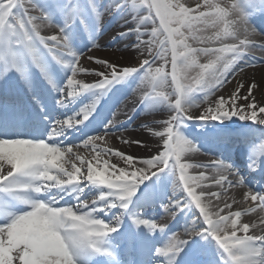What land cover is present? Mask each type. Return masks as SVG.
Instances as JSON below:
<instances>
[{
  "label": "snow or ice",
  "instance_id": "obj_1",
  "mask_svg": "<svg viewBox=\"0 0 264 264\" xmlns=\"http://www.w3.org/2000/svg\"><path fill=\"white\" fill-rule=\"evenodd\" d=\"M87 3L99 20L104 12L100 10L96 0H87ZM203 7L207 10L193 14L194 10L185 7L180 0H131V7H129L128 0H109L104 11L135 13V26H130L129 32L121 31L119 36L127 38L134 33L136 40L131 46L145 49L147 55L152 57L151 60L142 61L145 79L153 77L152 65L157 60L164 61L165 64L169 60L171 62V82L176 84V90L172 94L149 93L142 97L144 101L162 100L170 108L169 118L163 123L164 130L155 133L160 138L157 143H162L163 151L157 149V154L150 159L139 161L132 156H123L116 152L115 154L121 156L130 168L134 167L135 163L143 164L145 168L135 171L121 169L117 175L116 172H108L111 166L105 161L103 171L89 164L87 175L81 177L80 167L73 165L74 170L71 171L65 168V153L72 152L71 148L54 147L49 143L31 139L0 138V264H77V257L89 251L111 256L112 253L102 246L109 234L119 230L117 225L121 222V218H117L116 224L109 225L99 219L98 215L112 209L127 213L139 185L150 177L167 170L178 175L177 188L180 186L179 182H183L186 197L183 201L179 199L170 201L164 206V212L167 215H174L185 208L191 209L194 202L195 207L199 209V215L196 214L191 227L184 231V239H179L174 234L165 248L157 250V255L164 258L163 264H177L181 253H184L183 264H200L195 251L185 253V249L195 237L215 239L221 250V264H264V235H248L250 226L239 223L242 215L240 212L221 215L224 209H220L212 214L207 210L206 205H202L201 195H197L196 188L203 187L202 182L208 177L191 176L188 174V169L193 167L207 169L209 166L182 162L183 153L186 150H193L191 143L180 133L183 122L191 119L187 113L194 104L191 102L193 93L204 91V98L207 99L211 94L207 91L210 86L222 87L226 82V74L231 65L235 64L238 59H242L249 47L264 50V44L252 45L247 38L239 39L235 31V26L239 24L246 26V34L249 28L253 34L256 33V29L249 23V14L242 7L241 0H229L223 6L219 2L214 3L213 0H204ZM53 8L55 13L64 17V26H58V35L44 37L40 35L36 21L46 22L49 26H57L52 20V14L43 10L35 0H0V65H2L0 77L16 72L22 78L27 79L26 73L29 65L26 66L19 53L25 46L31 48L36 41L52 53L57 62L62 63L64 68L71 73L63 88L54 87L57 93L54 100L56 106L60 108L71 105L80 93L106 92L114 84L141 71L135 67L118 69L115 63L90 57L93 63L99 64L103 69L91 73L100 79L94 84L77 80V75L85 70L79 67L81 55L73 50L68 30L77 20L81 19L80 0H54ZM30 12H38L39 15H29ZM149 24L150 29L147 27ZM221 24L224 25L223 32H217L215 36L198 34L203 33L206 28H218ZM140 26H144L143 31ZM145 36L148 39H144ZM226 36L238 40V43L219 49L196 48L188 43L190 39L201 45L210 44L216 40L223 42ZM49 41L52 42L51 46ZM98 46V44L93 45V47ZM56 49L59 51H55ZM224 52H231L232 58L223 60L221 54ZM65 55L71 59H65ZM198 55L211 56L214 59L207 64L200 65L196 59ZM33 61L40 68L44 78L49 83H53L47 71L46 62L38 59L35 54ZM255 63L259 61H249L240 70H243L244 66ZM193 67L200 69L197 76L192 78L194 83H185L181 86L180 81L188 80L187 72ZM153 78L164 83L168 81V74L163 68H157ZM249 94H251V88ZM236 98L238 97H234ZM225 104L226 101L221 98L217 107L206 109L200 119L222 123L239 114L240 110L236 109L234 104L231 111L225 108ZM94 106L86 105L75 115L57 120L51 127L49 139L53 140L62 136L68 128H76L85 124L90 119ZM250 107L255 108V105H250ZM260 112H264V107L260 108ZM239 119H251L264 124V119L257 120L255 111L250 116L239 114ZM112 124L111 120L103 133L87 139L84 146L92 144L95 150L93 142L109 134L108 129ZM126 143L131 142L126 141ZM135 143L144 147L140 140H136ZM253 154L256 157L252 164L255 170L257 167L256 147L253 149ZM258 155L259 159L264 158V145L260 147ZM99 156L98 152L97 160ZM77 159H81L82 165L86 163L79 156ZM5 166L8 167L7 172L4 171ZM211 167L220 172L219 178H213L216 179L218 186L224 184L228 187L245 186L243 178L223 161L216 160ZM229 175L235 176V184L228 179ZM81 179L85 181L83 185L79 182ZM94 185L104 186L107 191L93 199L89 205L87 200L81 199V196L86 187ZM66 194H75L77 203L73 207L60 204ZM249 195L253 201H258L261 208H264V193L258 196L251 193ZM42 196L45 199L42 200ZM212 197L219 199L220 193H209V200ZM18 205H23L24 208ZM29 207L31 210H27ZM226 207L230 208L231 205H226ZM134 223L137 226L144 225L149 230L163 231L165 229L164 225L155 221L135 219ZM252 227L255 228L256 225ZM229 229H231L230 232ZM238 230H242L244 235H237Z\"/></svg>",
  "mask_w": 264,
  "mask_h": 264
},
{
  "label": "bare ground",
  "instance_id": "obj_2",
  "mask_svg": "<svg viewBox=\"0 0 264 264\" xmlns=\"http://www.w3.org/2000/svg\"><path fill=\"white\" fill-rule=\"evenodd\" d=\"M181 1L185 7L191 8L194 11L197 9L202 11L207 10L203 7L204 0ZM35 2L43 10L52 14V20L57 24V26H49L46 22L36 21V24L39 26L40 35L44 37L58 35V26L63 27L65 21L64 17L55 13L53 8L54 0H35ZM96 2L100 10L104 12V15L98 20L96 15L91 11L87 0H80L82 9L81 19L77 20L68 30L71 38V46L77 43L79 44V49L77 50V54L81 55L79 67L85 70V72L78 74L76 79L89 84L97 83L100 79L91 73L103 69L99 64L93 63L90 57L115 63L118 69L135 67L141 69V71L133 73L120 83L114 84L106 92L89 91L80 93V96L66 108L56 106V101H53L50 109L53 116L47 125V132L49 133H51V127L57 120H63L66 117L75 115V113L80 112L86 105H95L93 108L97 107L101 111L106 108L111 109V112L103 113L100 117L105 128L111 120L113 124L108 129L109 134L93 142L95 144V150H93L92 144L85 147L84 142L94 135L103 133L105 131L103 127H99L92 131V133L85 135L83 137L85 138L84 141L81 142L75 137L84 132L86 123L76 128H68L62 136H58L63 141L67 139L72 140V143L62 144L60 148L72 149V152L65 153V168L71 171L74 170L73 165L80 167L81 177L87 175V167L89 164L103 171L105 161L111 166L108 168V172H116L117 175L121 169L135 171L139 168H145L140 163H135L134 167L130 168L126 161L115 153L119 152L123 156H132L139 161L150 159L157 154V149L163 151L162 143H157L160 138L155 133L164 130L163 123L169 118L170 108L162 100L144 101L142 97L149 93L156 95L160 93L172 94L177 87L174 82H171L170 60L167 64L164 61L157 60L152 65L154 70L153 77H155V69L163 68L165 73L168 74V81L160 83L158 79L153 77L145 79L142 61L144 59L151 60L152 57L147 55L145 49L131 46L136 40L134 33L127 38L119 36L121 31L129 32L130 26H135V13L126 11L112 12L111 10L104 11L109 0H96ZM213 2H219L223 6L229 0H213ZM128 3L129 7H131V0H128ZM241 5L248 12L249 23L251 27L256 29V33L253 34L251 28H249L246 34V26L238 24L235 26V31L239 39L247 38L252 45L264 44V0H241ZM144 14L146 15V13ZM29 15H39V13L30 12ZM140 27L143 31L144 26ZM147 27L150 29L151 25L149 24ZM223 29L224 25L221 24L218 28H208L203 33L198 34L215 36L217 32H223ZM229 30L231 31L232 29L230 28ZM144 39H148V37L145 36ZM188 43L196 48L212 47L219 49L226 45L238 43V40H234L231 36H226L223 38V42L216 40L210 44L201 45L190 39ZM94 44H98L99 46L93 47ZM49 45H52L51 41H49ZM90 48L91 50L89 51ZM55 51L59 50L56 49ZM34 54L38 59L46 62L47 71L53 83H49L41 74L40 68L33 61ZM221 55L223 56V60L232 58L231 52H224ZM19 56L25 62L26 66L29 65L26 73L27 78L32 76L31 64H36L41 78L46 83L44 86L56 95L57 93L54 91V87L63 88L67 79L70 78V71L64 68L62 63H58L53 54L49 53L38 41L34 42L31 48L25 46L22 52L19 53ZM65 59H71V57L65 55ZM196 59L198 64L203 65L212 61L214 57L198 55ZM252 60L259 61V63H255L254 65L249 64V66H244L243 70H240L243 65ZM199 71L200 69L197 67L189 69L187 72L188 80H181V86H184L185 83H194L192 78L196 77ZM61 72L65 74L63 77L59 74ZM226 75L227 79L222 87L215 88L214 85L210 86V89L207 91H210L211 94L208 95L207 99L204 98V91L193 93L191 102L194 104L187 113L191 119L184 121L180 128V133L191 143V149L193 150H186L183 153L182 162L192 165L209 166L207 169L199 167L189 168L188 174L191 176L204 175L208 177L206 181L202 182L203 187L196 188V193L197 195H201L202 205H206L210 213L214 214L220 209H224L220 213L221 215L240 212L242 215L239 218V223L250 226L248 235H264V208H261L258 201H253L249 195L251 193L252 195L258 196L264 193L262 185H256V187L250 185L251 179L258 181L259 179H264V158L259 159L258 155L260 147L264 145V124L254 122L251 119H239V114H248L250 116L253 111L257 114V120L264 119V112H260V108L264 107V50L258 47H249L244 53L243 58L238 59L235 64L231 65ZM25 81L27 80L22 78L18 73L11 72L6 77H0V86L2 89H8L9 92L12 89H17L19 85H23ZM253 85L255 87H252ZM250 88L251 94H249ZM30 89V93L34 98L40 94L41 89L39 86L34 85ZM104 94H106V98L102 101ZM234 97L238 98L234 99ZM221 98L226 101L225 108L227 110L231 111L234 104L235 108L240 110L239 114L231 119L224 120L222 123L219 121L201 120L200 117L205 110L208 108L215 109ZM253 104L255 108L250 107ZM9 108L10 113L11 111H15L13 107L10 106ZM2 110L0 108V113ZM49 137L43 142L56 147L55 145H51L50 142L53 140H50ZM136 140H140L144 147L135 143ZM126 141H130L131 143H126ZM77 145L79 146L77 147ZM255 147L257 148V167L253 170V160L256 159L253 154ZM98 152L100 153L99 160L96 159ZM105 152L108 154L105 155ZM77 156L81 157L86 163L82 165L81 159H77ZM224 159L228 162L227 165L231 163L229 165L231 169L243 178L244 187H228L227 184L218 186L216 184V179L213 178H219L220 172L211 166L214 161H223ZM235 160L237 162L234 167L235 169H233V161ZM7 170L8 167L5 166L4 171L7 172ZM145 170L147 171V169ZM261 171L263 174L259 175ZM228 179L232 180L233 184H235L236 178L234 175H229ZM79 182L82 185L85 183L83 179ZM177 183L178 175L171 170L150 177L139 185L130 210L127 212L128 219L125 221L127 230L135 236L141 248L147 252L146 261H150V264H163L164 258L157 255V250L165 248L170 243V239L174 234L179 239H184V231L191 227L193 220L196 219V214L199 215V209L195 207L194 202L191 209L185 208L183 211H177L174 215H167L164 212V206L170 202V196L174 200L179 199L180 201H183L186 197L183 182H179L180 186L178 188L176 187ZM106 191L107 189L104 186H89L85 188L81 199L87 200L89 205H91L93 199ZM212 192L220 193V198L212 197L209 200L208 194ZM41 199L43 200L45 197L42 196ZM76 203L75 194H66L64 199L60 201V204L66 207H73ZM159 204L161 205V209L157 208ZM226 205H231V207H226ZM18 207L24 208L23 205H18ZM27 210H31L30 207ZM125 214V212L119 209H112L108 212L100 213L98 218L109 225H113L116 224L117 218L120 217L121 222L117 225L119 226L124 221ZM135 219L155 221L158 224L164 225L165 229L163 231L150 230L148 233L149 229L144 225L137 226L134 223ZM252 225H256V227L253 228ZM230 231L231 229H229ZM150 233L155 234V238L148 241L143 240V236ZM237 235L243 236L244 233L242 230H238ZM120 241H123L122 238ZM192 251L196 252L198 258L201 254L205 255L209 253L213 260L221 259V250L214 238L202 239L195 237L190 241L189 246L185 249V253H191ZM183 261L184 253H181L177 259V264L181 262L183 264ZM98 262L100 261H95L89 252L77 257V264L109 263Z\"/></svg>",
  "mask_w": 264,
  "mask_h": 264
},
{
  "label": "rangeland",
  "instance_id": "obj_3",
  "mask_svg": "<svg viewBox=\"0 0 264 264\" xmlns=\"http://www.w3.org/2000/svg\"><path fill=\"white\" fill-rule=\"evenodd\" d=\"M243 1H245V0H243ZM180 3L183 4L181 0H180ZM199 11H202V10L197 9V10H195V11L193 12V14H198ZM206 29H208V28H206ZM206 29H205V30H206ZM170 64H171V62H170Z\"/></svg>",
  "mask_w": 264,
  "mask_h": 264
}]
</instances>
